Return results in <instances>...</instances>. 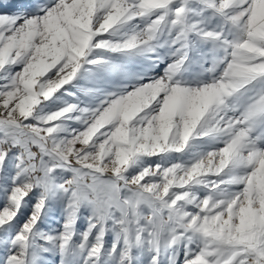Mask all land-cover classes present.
Wrapping results in <instances>:
<instances>
[{"label": "snow or ice", "instance_id": "1", "mask_svg": "<svg viewBox=\"0 0 264 264\" xmlns=\"http://www.w3.org/2000/svg\"><path fill=\"white\" fill-rule=\"evenodd\" d=\"M0 264H264V0H0Z\"/></svg>", "mask_w": 264, "mask_h": 264}]
</instances>
